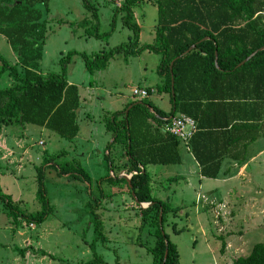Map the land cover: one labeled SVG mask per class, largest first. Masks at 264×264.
Here are the masks:
<instances>
[{
	"label": "rangeland",
	"instance_id": "obj_1",
	"mask_svg": "<svg viewBox=\"0 0 264 264\" xmlns=\"http://www.w3.org/2000/svg\"><path fill=\"white\" fill-rule=\"evenodd\" d=\"M92 1L99 8L101 31H110L114 8L124 0ZM42 9L47 31L40 70L47 75L61 71L60 59L70 50L94 55L128 41L132 34L120 19L116 30L106 39L90 36L83 27H75L76 22L91 16L82 0H50L49 7ZM134 10L142 29L141 42H152L158 17L156 0H139ZM0 52L22 68L17 52L2 34ZM160 59V54L148 50L130 56L129 60L119 53L110 60L108 68L91 75L83 58L75 56L69 66L68 78L79 84L85 96L88 95V84H95L90 100L94 97L98 102V109L92 105L85 110L93 113V122L84 118V114L79 116L78 112L81 131L77 139L80 142L39 125L19 124L15 119L3 125L0 134V192L10 195L26 212L40 209L38 168L43 165L44 188L53 208L44 222L31 226V223L20 220L18 226L0 201V264H83L94 257L91 247L96 235L94 212L102 219L103 231L108 237L105 242H96L104 264H153L151 248L156 242L155 215L152 213L143 222L142 210L127 182L111 183L105 178L110 171L107 151L102 144L106 142L104 133L107 132L102 118L108 109L126 107L132 100L134 88L152 87L160 80L157 71ZM12 82L13 78L4 74L0 87ZM152 98L159 99L157 103L162 109H171L168 94ZM110 137L113 139L111 134ZM116 153L119 157L117 165L122 168L123 153ZM79 166L90 175L89 181L75 172ZM60 168H69L70 172H62ZM153 168L156 169L150 170L153 195L164 201L170 195L171 203L178 206L167 214L164 227L177 244L181 264H231L237 257L248 255L256 242H264V176L258 178L259 185L255 181L248 183L241 194L232 193L231 201L221 205L212 198L230 195L229 185L210 178L201 184L198 177L186 176L170 184L167 175L179 177L187 174L185 163ZM256 189L263 191L257 194ZM223 244L224 251L221 250ZM19 248L27 251L22 254Z\"/></svg>",
	"mask_w": 264,
	"mask_h": 264
},
{
	"label": "trees",
	"instance_id": "obj_2",
	"mask_svg": "<svg viewBox=\"0 0 264 264\" xmlns=\"http://www.w3.org/2000/svg\"><path fill=\"white\" fill-rule=\"evenodd\" d=\"M138 1L124 0L116 6L110 31L102 32L98 6L92 0H82L91 16L76 22L75 27H83L90 36L106 39L116 30L120 19L132 34L128 41L94 55L70 50L60 59L61 71L47 75L40 70L47 31L42 7L48 8L50 0H0V34L17 52L22 66L20 68L0 52V80L4 74L13 78L11 85L0 87V134L3 125L15 119L22 125L45 126L72 140L79 131L78 109L81 107L79 88L68 80L69 66L75 56L83 58L87 71L93 75L95 71L105 69L119 53H123L126 59L146 50L160 54L157 71L161 82L154 88L158 93L169 94L172 107L167 112L150 100L135 99L124 109L105 117L106 129L113 136L107 145L109 153L106 160L109 170L114 173L110 172L105 178L111 183L127 182L142 210L143 222L154 213L153 223L157 226L156 242L151 248L153 264H163L167 247L165 264H181L177 244L170 239L164 227L167 214L177 207L153 195L152 177L147 166L180 163V147L184 144L202 165L203 173L217 178L221 162H215L214 156L207 157L203 152L206 150H200L205 147L201 139L207 134L204 129L215 127L201 118L212 106L226 105L238 110L232 123L227 121L221 129L246 125L256 131L253 139L258 137V130L264 126V50H259L243 65L239 64L264 46V0H156L157 26L155 38L150 43L141 42L142 29L134 10ZM193 44L196 46L183 55ZM152 90L148 88L149 93ZM129 104L133 106L126 112ZM179 113L190 115L197 121L198 130L187 142L165 129L166 118ZM118 147L122 149V156L128 157L124 167L128 172L137 171L130 183L119 174V157L113 151ZM60 170L70 172L69 168ZM38 172L40 209L26 212L15 204L10 195L0 192V201L18 226L20 220L42 223L52 211L53 206L44 188L43 165ZM75 172L86 181L90 180L83 167L79 166ZM141 202L152 204L144 208ZM93 220L96 235L91 247L94 257L83 264H104L96 242H105L108 237L97 212H94ZM18 250L22 254L27 251L26 248ZM231 264H264V242H256L248 255L237 257Z\"/></svg>",
	"mask_w": 264,
	"mask_h": 264
},
{
	"label": "crops",
	"instance_id": "obj_3",
	"mask_svg": "<svg viewBox=\"0 0 264 264\" xmlns=\"http://www.w3.org/2000/svg\"><path fill=\"white\" fill-rule=\"evenodd\" d=\"M126 60H129V58ZM108 66L106 68H108ZM105 69H102V70H105ZM94 74L95 73H93V75ZM68 80L70 84H75L79 88L80 103H81V107L78 109L79 116L84 114V118L86 119L88 118L89 121L93 122L94 121V118H92L93 113L92 112L88 113L89 111H85V110L87 107L90 108V106L92 105L98 109V102L94 99V97L90 100V93H91V90L95 88V84H93L92 82H90V85L88 84L87 87H88V90H90V92L87 90L88 95L85 96L84 93H81V89L78 83L73 82L69 78ZM159 82H161V77H160V80L155 83V85L158 84ZM96 85H98V83ZM154 86L152 87L151 86L149 87L147 85L141 86L142 88H148V87L153 88L152 92L149 93V96L142 98V99L150 100L153 104H155L156 106L162 109V107L157 103L159 99L155 101L154 98H152V96H155V95L158 96L159 94V96L162 98L163 95L168 94V93H158L156 92ZM99 98L100 97H98V99ZM135 99H138L140 101L142 100L139 98H135L132 95V100H135ZM169 100H170V97H169ZM129 102L130 101H128V103ZM131 107H129L127 110H129ZM118 110H121V109H117V110L108 109L102 118L104 123H105V117L107 115L111 114L114 111H118ZM151 111H153L152 108H151ZM168 111L170 110H167V112ZM237 113H238V110L234 107L226 106V105L224 106L219 105L218 107L212 106L210 108H207V110L201 116V118L205 120L206 123H208L210 126L211 124L212 126L215 125L213 129L211 128L204 129V132L207 134L201 139H202V142H205L204 143L205 147L201 148L200 150L201 151L206 150L207 152L203 151L206 153L205 156L207 157L214 156L215 162H221V165L218 171V177L217 178L207 177L203 173L202 165L197 161L193 152H191V150L187 149L186 147H185V150H183V146H181L180 153H181L182 159L180 163H185L188 166L187 174L180 175L179 177H172V176L167 175V178L170 181V184H173L177 180H182L183 178H186V177H198L201 184L203 180L206 178L220 181V183L222 184L224 183L226 185H229L228 192H230V195L213 196L212 200L214 202L219 201L221 205L227 204L229 203V201H231L230 198L232 197V193L235 192V194H241L243 187H247L248 183L255 181V183L258 184V181H259L258 178L264 176V135H263L264 126L262 129L258 130L257 132L258 137L256 139H253V136L256 134V131H253L252 129L245 127L246 125H242L240 128H237V127L231 128V126H229L228 128L221 129V127H224L223 125H225L227 121L230 122L229 124H231L232 121L234 120V116H236ZM263 117H264V114H263ZM78 124H79V131H78L77 136L79 135L81 131V124L79 120H78ZM42 127H45V126H42ZM105 129H106V124H105ZM110 134L111 133L109 132V135H108V131L104 133V139L106 140V142L104 141L102 142V144L105 146V150L107 151V153H109V149L107 148V145L109 142L113 140L110 137ZM77 136L75 138L77 142H80V140L77 139ZM41 144H44L43 140H41ZM21 145L22 143L21 144L19 143V147L23 149ZM12 146H10L11 151L13 150ZM113 151L115 155H118L116 151H119L120 153L122 149L118 147L116 148V150L114 149ZM127 158H128L127 156H124V155L122 156L121 165L123 164V166L120 169V172H121L120 176L124 175L123 173L127 170V168L124 167V162L127 160ZM50 163L51 162H49V164ZM156 165H162V164H149L147 166V169L150 172V174H152L150 170H152V172L156 170L155 168H153ZM109 171L113 175V170H109ZM154 174L155 176L157 175V173H154ZM171 179H174V180H171ZM262 191H263L262 189H256L257 194L261 193ZM167 198L168 199H166V201L170 202L172 207H178L177 205H174L173 203H171L170 195L167 196ZM206 198L210 199L208 196ZM249 200H252V198ZM25 257L28 260L29 258L28 253Z\"/></svg>",
	"mask_w": 264,
	"mask_h": 264
},
{
	"label": "built area",
	"instance_id": "obj_4",
	"mask_svg": "<svg viewBox=\"0 0 264 264\" xmlns=\"http://www.w3.org/2000/svg\"><path fill=\"white\" fill-rule=\"evenodd\" d=\"M132 94L133 97L142 99L149 96V91L148 88H134ZM165 129L187 142L198 130V125L197 121L192 116L179 113L166 118ZM134 173H137V171L128 172L126 170L123 174L131 177ZM31 226H34V224L31 223Z\"/></svg>",
	"mask_w": 264,
	"mask_h": 264
},
{
	"label": "water",
	"instance_id": "obj_5",
	"mask_svg": "<svg viewBox=\"0 0 264 264\" xmlns=\"http://www.w3.org/2000/svg\"><path fill=\"white\" fill-rule=\"evenodd\" d=\"M206 38H208V37H206ZM206 38H204V39H206ZM196 46V44H193L188 50H186L184 53H183V55H185V54H187V53H189L194 47ZM259 50H264V46L263 47H261L260 49H258V50H256L255 52H253L252 54H250L247 58H245L240 64H239V66H241V65H243L245 62H247L250 58H252ZM177 58H175L173 61H172V64H171V68H172V66H173V64H174V62H175V60H176ZM217 59H218V57H217V51H216V64H218L217 63ZM172 83H173V85H172V87H174V78H173V76H172ZM174 91V90H173ZM174 94V93H173ZM132 106V105H131ZM130 106V107H131ZM127 112H128V110H127ZM122 176H124L128 181H129V183H130V179H131V177H128L127 175H122ZM152 204V202H141L140 203V205L142 206V207H144V208H146V207H148L149 205H151ZM162 213V212H161ZM162 219V216L160 215V220ZM167 256H168V247H167V249H166V253H165V258H164V262H163V264H165V261H166V259H167Z\"/></svg>",
	"mask_w": 264,
	"mask_h": 264
}]
</instances>
